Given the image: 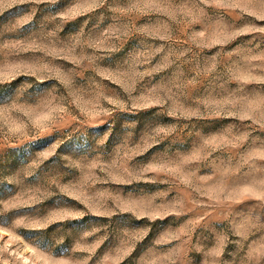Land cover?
I'll list each match as a JSON object with an SVG mask.
<instances>
[{"label": "rangeland", "instance_id": "1", "mask_svg": "<svg viewBox=\"0 0 264 264\" xmlns=\"http://www.w3.org/2000/svg\"><path fill=\"white\" fill-rule=\"evenodd\" d=\"M0 264H264V0H0Z\"/></svg>", "mask_w": 264, "mask_h": 264}]
</instances>
